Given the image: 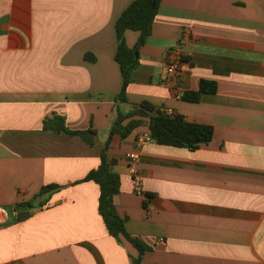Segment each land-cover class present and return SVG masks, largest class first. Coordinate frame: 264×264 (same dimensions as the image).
<instances>
[{
    "label": "crops",
    "instance_id": "crops-1",
    "mask_svg": "<svg viewBox=\"0 0 264 264\" xmlns=\"http://www.w3.org/2000/svg\"><path fill=\"white\" fill-rule=\"evenodd\" d=\"M134 1L0 0V264L138 257L108 233L99 185L82 182L108 139L123 85L116 24ZM125 39L134 47L139 33ZM178 47L186 61L168 82ZM202 80L216 81L217 93L183 101ZM127 97L125 113L147 101L215 130L197 151L157 145L148 126L115 137V204L128 233L151 247L142 264H264V0H164ZM54 116L73 131L92 126L94 146L45 130ZM53 184L64 188L49 205L15 223L16 204Z\"/></svg>",
    "mask_w": 264,
    "mask_h": 264
},
{
    "label": "trees",
    "instance_id": "trees-1",
    "mask_svg": "<svg viewBox=\"0 0 264 264\" xmlns=\"http://www.w3.org/2000/svg\"><path fill=\"white\" fill-rule=\"evenodd\" d=\"M164 0H135L120 15L117 24L118 49L115 61L119 65L123 85L115 98V108L111 117L108 139L104 143L101 163L96 170L91 171L82 182H94L100 187L99 214L101 215L108 233L119 244L124 240L133 245L139 252L138 257H132V264H142L143 256L151 250L146 243L130 235L126 228L127 220L122 218L116 208L115 199L121 190V177L117 171L118 160L110 161L109 150L115 139L126 140L138 128L148 126L150 141L161 146L185 148L197 151L204 145H209L214 138L213 126L189 122L186 117L178 113H167L150 102H143L125 113L121 110L123 105L130 104L127 91L134 82V73L141 63V49L146 45L153 33V24L159 14ZM127 31L139 33V39L134 47L126 43ZM87 60L96 58L87 56ZM186 56L183 55V62ZM218 91L216 81L202 80L198 90L187 91L181 99L188 103H199L205 94L214 95ZM45 130L55 134L65 133L70 137H80L88 145L94 146L98 131L92 126L87 130L73 131L65 123L64 118L54 116L44 120ZM64 187L49 185L29 201H22L15 206V223L25 222L33 217L36 211L44 209L50 203L54 194ZM150 200L154 195L147 194ZM148 203L145 202V207Z\"/></svg>",
    "mask_w": 264,
    "mask_h": 264
},
{
    "label": "built area",
    "instance_id": "built-area-1",
    "mask_svg": "<svg viewBox=\"0 0 264 264\" xmlns=\"http://www.w3.org/2000/svg\"><path fill=\"white\" fill-rule=\"evenodd\" d=\"M183 55L184 53L180 47L169 52L166 64V81L171 82L173 79L178 77L180 68L183 65ZM130 158L132 160H137L138 156L134 154L130 155ZM133 173L136 175L137 172L133 170ZM135 188L137 193L142 194L141 182L138 177L135 179Z\"/></svg>",
    "mask_w": 264,
    "mask_h": 264
}]
</instances>
